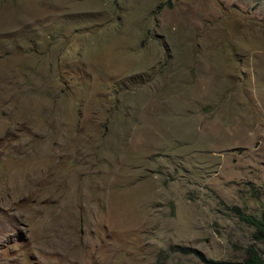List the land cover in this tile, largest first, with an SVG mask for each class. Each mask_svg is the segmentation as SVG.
Returning <instances> with one entry per match:
<instances>
[{"label": "rangeland", "instance_id": "374dc122", "mask_svg": "<svg viewBox=\"0 0 264 264\" xmlns=\"http://www.w3.org/2000/svg\"><path fill=\"white\" fill-rule=\"evenodd\" d=\"M232 206L264 208V0H0V264L264 260Z\"/></svg>", "mask_w": 264, "mask_h": 264}, {"label": "trees", "instance_id": "16d2710c", "mask_svg": "<svg viewBox=\"0 0 264 264\" xmlns=\"http://www.w3.org/2000/svg\"><path fill=\"white\" fill-rule=\"evenodd\" d=\"M130 79V78H129ZM132 82H139V80H132ZM121 86V82L119 83ZM231 209L236 213L239 220L252 228L251 238L259 243H264V208L260 211L258 216L246 214L238 206H232ZM173 251H179L182 254H195L199 260L205 264H234L233 262L216 259H205L197 251L188 247H172ZM242 264H264L263 258L258 254L253 246H247L245 248L244 257L241 261Z\"/></svg>", "mask_w": 264, "mask_h": 264}]
</instances>
